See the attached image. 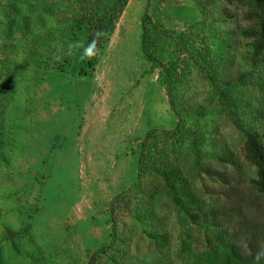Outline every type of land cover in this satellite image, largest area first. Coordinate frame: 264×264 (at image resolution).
I'll return each instance as SVG.
<instances>
[{
    "label": "rangeland",
    "instance_id": "374dc122",
    "mask_svg": "<svg viewBox=\"0 0 264 264\" xmlns=\"http://www.w3.org/2000/svg\"><path fill=\"white\" fill-rule=\"evenodd\" d=\"M119 2L0 0V264H223L221 231L252 264L264 197L243 128L264 133V54L248 0H129L95 57L70 53ZM141 154L199 206L175 207Z\"/></svg>",
    "mask_w": 264,
    "mask_h": 264
},
{
    "label": "trees",
    "instance_id": "16d2710c",
    "mask_svg": "<svg viewBox=\"0 0 264 264\" xmlns=\"http://www.w3.org/2000/svg\"><path fill=\"white\" fill-rule=\"evenodd\" d=\"M129 0H120L118 5H115L109 12L113 11L115 14L114 16H110L108 12L105 14L104 17L90 15L86 20H83L87 25L91 28V35H90V42L93 39L97 40V46L102 42H107L109 38L112 36L114 31V23L122 14L125 6L127 5ZM231 1V0H228ZM248 19L249 21L254 23V26L248 30L245 36L249 39H253L252 48L254 50L255 56L264 54V0H248ZM111 17H113L111 19ZM144 41H148L150 38V31L148 27L145 26L144 28ZM97 33H101L99 37H97ZM93 66L94 64L91 63ZM181 123L184 122L183 120L180 121ZM180 126L176 129L175 132L172 133H165V136H177L178 132L180 131ZM243 128V127H242ZM246 137V152L247 158L251 164H253L257 168V175L258 180L254 181V187L258 191L259 194L263 195L264 197V133H261L259 130L254 129H246L243 128ZM151 137V136H150ZM148 138V141L151 138ZM147 141V143H148ZM150 145V147H149ZM153 146L149 144H145L143 147V151L149 150L153 152L151 149ZM149 152V154H151ZM145 157L144 154H141L139 159V171L142 173H146L147 171H153L156 175L162 178V187L164 188L165 193L169 196L173 205L179 208L181 211L190 212L193 210L194 207L199 206L196 200L189 194L188 189L186 187L185 182L182 178L175 173L173 168L169 163H158L156 159H151ZM152 164L148 165L149 162ZM149 161V162H148ZM196 205V206H195ZM199 208V207H198ZM196 208V209H198ZM200 210L202 208H199ZM195 210V209H194ZM198 210V211H200ZM197 212V210H196ZM198 217L204 218L208 217L207 212H197ZM215 215V214H213ZM217 215V213H216ZM219 229V227H217ZM219 241L225 245L226 248V260L223 264H247L246 257L240 253V251L231 243H225V236L224 232H220L219 234ZM258 252H255L252 257V264H255V256ZM95 259L91 264H94ZM264 264V262H262Z\"/></svg>",
    "mask_w": 264,
    "mask_h": 264
},
{
    "label": "clouds",
    "instance_id": "9594fccd",
    "mask_svg": "<svg viewBox=\"0 0 264 264\" xmlns=\"http://www.w3.org/2000/svg\"><path fill=\"white\" fill-rule=\"evenodd\" d=\"M102 35L101 33H97V37ZM69 52H78L82 49V52L80 53V59H92L97 55V40L93 39L87 46L81 44V43H73L69 44ZM264 262V250L259 251L255 256V264H262Z\"/></svg>",
    "mask_w": 264,
    "mask_h": 264
}]
</instances>
